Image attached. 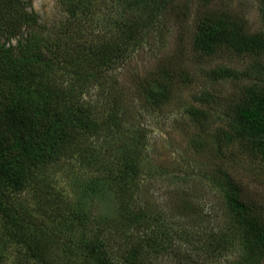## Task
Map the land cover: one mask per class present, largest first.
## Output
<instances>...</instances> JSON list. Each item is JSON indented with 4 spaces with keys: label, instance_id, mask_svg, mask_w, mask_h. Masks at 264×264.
<instances>
[{
    "label": "trees",
    "instance_id": "obj_1",
    "mask_svg": "<svg viewBox=\"0 0 264 264\" xmlns=\"http://www.w3.org/2000/svg\"><path fill=\"white\" fill-rule=\"evenodd\" d=\"M61 1L65 19L41 32L28 0H0V264H159L176 242L186 245L188 227L154 201L147 133L117 71L164 27L175 0ZM213 1L202 0L193 48L247 59L208 75L243 85L224 106L237 124L230 139L256 172L264 164V34ZM195 99L223 106L206 88ZM79 173L91 201L114 193L115 215L56 189L60 174ZM223 174L233 222L201 243L223 264H264V198L241 175Z\"/></svg>",
    "mask_w": 264,
    "mask_h": 264
},
{
    "label": "rangeland",
    "instance_id": "obj_2",
    "mask_svg": "<svg viewBox=\"0 0 264 264\" xmlns=\"http://www.w3.org/2000/svg\"><path fill=\"white\" fill-rule=\"evenodd\" d=\"M28 1L40 18L41 32H49L65 19L67 11L61 0ZM214 1L215 6H227L237 19L242 18L250 33L264 34L260 0ZM204 9L202 0H175L164 17V27L117 71L123 91L134 101L130 115L147 133L151 167L148 186L154 201L184 217L188 227L184 229L189 239L186 245L176 242L170 256L159 258V264H223L201 242L203 237L211 236L213 227L233 222L225 190L221 189L227 177L224 172L252 182L257 195L264 198V164L260 163L254 172L248 156L241 157L243 147L235 138L230 139L236 136L237 124L224 103L232 94L238 97L243 85L232 80L217 81L208 75L218 65L241 69L247 59L237 55L204 56L194 50L195 22ZM18 40L12 42L17 44ZM205 88L220 97L223 106L196 101L195 96ZM153 96L159 99V105ZM191 106L206 110L208 117L191 115ZM85 175L66 178L60 174L56 189L86 198L93 203L88 207L95 213L115 215L118 204L114 193L107 192L91 201L82 179Z\"/></svg>",
    "mask_w": 264,
    "mask_h": 264
}]
</instances>
